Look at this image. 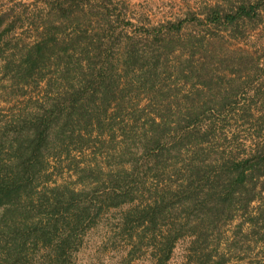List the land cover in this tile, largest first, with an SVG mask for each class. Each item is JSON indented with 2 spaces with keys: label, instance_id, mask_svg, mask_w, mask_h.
Here are the masks:
<instances>
[{
  "label": "trees",
  "instance_id": "1",
  "mask_svg": "<svg viewBox=\"0 0 264 264\" xmlns=\"http://www.w3.org/2000/svg\"><path fill=\"white\" fill-rule=\"evenodd\" d=\"M39 1L42 5L35 3V10L14 2L0 12V59L10 53L4 57L2 70L25 83L28 79L38 83L45 71L55 70L65 87L53 90L47 82L45 101L0 122V264H80L97 219L110 209L119 211L117 223L108 216L103 221L105 226L115 223L117 230L109 234L103 226L99 245L111 244L122 258L120 264L136 258L146 236L151 240L150 256L142 264H167L177 243L185 238H189V250L196 252L207 235L201 228L217 214L230 211L238 192H247L246 207L255 199L256 182L264 175V108L257 109L253 126L257 139L247 155L229 156L218 166L215 177H211V165L195 161L185 183L156 193L148 203L134 204L149 171L164 157L163 151H180L197 139L205 142L213 132V123L202 124L205 106L193 107L173 121V126L162 115L157 121L145 114L149 130L141 139V165L133 164L130 169L121 165L117 170L86 165L78 172L84 185L85 178H91L83 189L65 185L38 188L50 180L52 158L81 153L88 142L106 134L113 138L115 126L124 122L123 106L130 94L163 85L166 62L176 50L183 53L179 48L189 53V59L175 65V74L187 80L193 75L203 86L219 78L215 70H227L237 78L245 69L253 79L264 76L251 53L227 50L208 56L205 45L210 28L242 37L248 21L261 20L264 0H223L198 13L149 27L135 25L126 15V7H118L114 0ZM17 6L22 7L18 12ZM197 25L202 33H189L181 41L182 30ZM24 27L35 32L34 41L12 44L13 32ZM199 51L205 61L192 72L189 66ZM181 64H186L187 71ZM210 64L218 67L210 68ZM239 89L235 86L233 90ZM263 91L264 80L253 88L251 102L261 100V95L264 102ZM230 103L228 93L219 94L216 110L226 112ZM167 105L166 110H171ZM251 108L249 105L250 114ZM140 111L144 114L145 108ZM119 129L125 135L124 126ZM124 156L125 151L120 158ZM124 236L133 244L127 251L115 244ZM205 258L209 260V253Z\"/></svg>",
  "mask_w": 264,
  "mask_h": 264
},
{
  "label": "rangeland",
  "instance_id": "2",
  "mask_svg": "<svg viewBox=\"0 0 264 264\" xmlns=\"http://www.w3.org/2000/svg\"><path fill=\"white\" fill-rule=\"evenodd\" d=\"M14 2L27 4L31 10H35V3L38 7L42 5L39 0H0V12L8 9ZM114 2L118 7H126V15L135 25L146 27L184 18L188 13H198L207 5H214L217 2L224 3L223 0H114ZM263 6L260 8L261 20L248 21L246 31L240 38L231 37L227 31L219 32L218 29L210 28L205 39L207 55L211 56L212 53L221 55L227 50H244L257 58L264 69ZM15 8L18 12L22 7ZM252 24L255 26H251ZM198 31L201 33L203 31L202 27L198 25L194 29L184 28L180 34L181 41L189 33L199 34ZM12 35L10 37L12 44L30 43L36 36L35 32L27 27L17 28ZM179 49H182L183 53L176 50L166 62L167 68L162 75L163 85L156 86L150 92L141 89L130 94L123 106L125 108L122 111L124 122L115 126L114 137L111 138L106 134L99 140L90 141L81 153L70 152L69 158H64V155H62V159L52 158L49 168L50 180L46 184H41L38 190H41L43 185L49 187L65 185L76 191L85 188L86 184L89 185L91 178H85L86 184L84 185L78 179V172L80 167L86 165L97 164L104 170H117L122 166L130 169L133 164L141 165L144 160L141 156V139L144 140V134L149 130L148 116L145 115L147 113L151 114V117H156L157 121L160 119L158 116L162 115L173 126V121L184 117L193 107L203 105L205 113L201 115L202 124L213 123V132L205 142L197 139L193 144L183 146L180 151L175 149L170 152L163 151L164 157L154 166L155 168L149 171L145 188L136 194L134 204L148 203L152 201L156 193L168 188L176 189L180 183H185L190 174L188 168L192 163L211 165L213 172L211 177H215L218 166L229 156L241 158L247 155L257 139L253 130L255 120L259 115L257 109L264 108L262 95L260 96L261 100L253 99L256 104L251 102L252 90L264 80V76H261L264 75V71L260 75L261 77L253 79L249 77V71L246 69L241 72L238 78L237 74L229 73L227 70L220 72L215 70L219 78L214 77L209 86H203L197 83L198 78L193 75L187 80L175 74V65L189 59V53L185 52L186 50L183 48ZM9 54V52L4 53L3 58L0 59L1 123L11 120L22 109H24L23 112H28L33 109V105L36 103L45 101L44 88H46L47 82L52 83L53 90H62L65 87V84L62 83L63 78L55 70L54 72L45 71L43 80L38 83L32 79H28V82L25 83L17 77L6 75L2 70V63L4 57ZM204 57L203 51L195 53L189 70L196 71V67L205 61ZM117 60H120V57H117ZM181 66L187 71L186 64H181ZM209 67L217 68L218 66L210 64ZM235 86H240L238 92L233 90ZM223 93L229 94L231 106L226 109V112L218 113L216 109L219 94ZM49 94L55 93L49 92ZM167 104H170L171 110H166ZM249 105L253 107L251 108L252 114L248 111ZM141 108H145L144 114L140 111ZM131 113L134 115L133 118H131ZM138 117L140 118L138 119ZM119 120L121 118L118 119V122ZM122 125L125 128V135H122L119 129ZM123 151L126 152V156L120 158ZM245 188L248 189L249 186ZM247 197H249L247 192L242 189L241 193L236 194L230 211L217 214L213 222L201 228L207 235L198 244L196 252L189 250V238L178 242L172 258L167 264H202L206 261L205 264H264V175L256 182L255 199L246 207L244 204ZM118 214V210L110 209L97 219L98 226L89 238L90 243L85 245L82 250L80 264L121 263L122 258L115 252L111 244L99 245L101 243L99 237L103 233V226H105L103 218L105 216L114 218V222L117 223ZM115 223L106 225L108 227L105 226L109 234L117 230L114 228L116 227ZM150 242L149 236H146L140 251L135 254L136 258L129 264H142L141 261L149 258ZM154 243L157 242L154 241ZM115 244L119 250L126 251L133 245L127 236L118 239ZM206 253L210 255L209 260L205 258Z\"/></svg>",
  "mask_w": 264,
  "mask_h": 264
}]
</instances>
